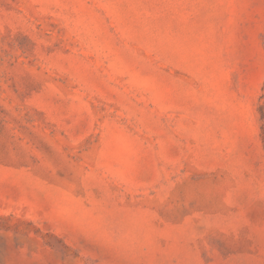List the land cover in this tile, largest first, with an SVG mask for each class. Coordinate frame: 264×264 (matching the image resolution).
<instances>
[{
    "label": "rangeland",
    "instance_id": "rangeland-1",
    "mask_svg": "<svg viewBox=\"0 0 264 264\" xmlns=\"http://www.w3.org/2000/svg\"><path fill=\"white\" fill-rule=\"evenodd\" d=\"M0 264H264V0H0Z\"/></svg>",
    "mask_w": 264,
    "mask_h": 264
}]
</instances>
